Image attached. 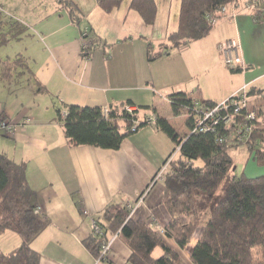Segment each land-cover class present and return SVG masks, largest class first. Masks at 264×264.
<instances>
[{"label":"crops","instance_id":"0c3cea01","mask_svg":"<svg viewBox=\"0 0 264 264\" xmlns=\"http://www.w3.org/2000/svg\"><path fill=\"white\" fill-rule=\"evenodd\" d=\"M82 1L87 7L77 5L78 19L61 0H54L47 10L25 11L20 3L7 10L1 5L28 27L27 34L16 39L20 46L15 58H27L44 90L37 92L32 79L0 82L1 97H6L0 102V118L16 127L13 134H0V152L27 164L36 209L51 219L32 241L33 249L41 253L39 264H130L132 250L122 234L108 235L113 242L103 260L88 249L85 241L92 235L93 219L104 222L102 213L109 204L137 202L132 216L151 221L164 234L171 216L162 203L164 181L154 178L175 144L150 124L126 137L118 150L73 146L57 121V111L64 112V104L107 108L132 102L135 108L151 107L150 112L155 107L186 135L187 117L173 113L171 94L182 91L217 104L244 88L264 89V18L255 20L253 10L227 16L206 37L150 60L149 51H159L169 34L179 29L181 0H155L158 15L153 26L130 9V0L111 12L97 0ZM86 28L93 51L83 58L80 34ZM228 39L241 43L245 65L241 71L224 63L219 47ZM252 103L264 128L263 98L253 96ZM27 119L30 122L24 124ZM243 174L264 175V164L252 156ZM200 234L196 232L186 248L167 238L179 255L175 264H194L190 255ZM21 242L17 232L6 231L0 236V249L10 252ZM162 254L160 247L154 252L155 257Z\"/></svg>","mask_w":264,"mask_h":264},{"label":"trees","instance_id":"16d2710c","mask_svg":"<svg viewBox=\"0 0 264 264\" xmlns=\"http://www.w3.org/2000/svg\"><path fill=\"white\" fill-rule=\"evenodd\" d=\"M124 1L97 0V4L111 12ZM181 1L179 29L169 34L167 41L159 46V51H149L150 60L206 37L215 27L209 22L208 13L233 0ZM61 3L72 16L79 18V8L73 1L61 0ZM129 3L130 9L141 14L146 25H154L158 15L155 0H130ZM254 16L260 21L262 14L254 12ZM27 32L28 27L9 15L0 4V48L12 40L21 39ZM0 67L2 81L15 79L29 82L32 79L37 92L44 90L26 57L18 55L5 60L0 57ZM232 70L241 71L242 68ZM248 95L251 99L261 96L264 102V89L253 87L248 90ZM169 100L173 113L187 117L188 134L181 135L166 117L156 113L155 107L150 112L151 107L135 108L132 102L108 106L107 115L101 106L76 103L64 104L65 111H57V121L65 129L67 140L73 146L91 145L118 150L126 137L146 125H152L150 117L153 115L156 116L153 125L166 133L175 144V149L166 159L168 166L163 177L165 195L162 203L171 216L164 234L151 225V221L130 216L128 203H112L102 213L105 221L97 219L103 228L101 237L92 232L85 241L86 246L100 257L104 239H110L109 234L113 236L119 233L127 239L132 250L128 260L130 264H175L179 255L169 246L167 238H173L180 248H186L201 227L204 216L210 212L191 251L190 258L194 264H264V175L253 178L234 173L230 177L229 171L234 161L228 148L242 144L220 141L226 134L223 127L217 132H193L196 126L195 99L188 93L175 92L169 96ZM131 106L134 109L130 112L128 107ZM251 109L260 114L253 103ZM257 124L253 138L259 146L249 149L254 160L264 164V128L259 126V120ZM200 159L202 163L196 164ZM223 184L224 194L218 196ZM35 195L36 191L30 186L27 176V164L18 163L0 152V236L6 231H14L22 240V244L13 251L0 249V264L40 263L41 253L33 249L32 241L46 229L51 219L36 209ZM159 247L163 249V254L155 257L154 252Z\"/></svg>","mask_w":264,"mask_h":264},{"label":"built area","instance_id":"2783aa9c","mask_svg":"<svg viewBox=\"0 0 264 264\" xmlns=\"http://www.w3.org/2000/svg\"><path fill=\"white\" fill-rule=\"evenodd\" d=\"M253 10L254 12H259L264 18V6L261 2L258 3L257 0L241 1L233 0L226 5H223L216 9V11L209 12L207 18L209 22L217 25L218 21L227 16L236 17L239 13L244 11ZM256 20V18H255ZM90 32L88 28L83 30L80 34L81 39V50L83 58H88L92 53V42L89 39ZM220 53L223 56L224 63L229 68H245L243 56L240 53L241 43L228 39L220 43ZM195 103V128L193 132H217L221 127L226 131L220 141H230L231 144H246L248 148L258 147L259 144L256 143L253 136L255 134V129L258 127L259 115L257 110L251 109L252 99L248 95V89L244 88L241 92L231 95L230 98L223 102L208 105L200 101V99L193 100ZM134 109L133 106L128 107L131 112ZM105 115L108 114V108L104 109ZM156 121V116L150 117V122L154 124ZM30 122V120H25V123ZM136 126L134 130H136ZM15 125L6 120L0 119V134L4 132L5 134H13L15 132ZM167 164L163 165L157 172L154 180L163 179L165 172L167 171ZM142 196L140 197V199ZM139 199V200H140ZM138 200V201H139ZM128 208L131 210L130 216L134 215L136 208L138 206L137 202L128 203ZM153 225V223H152ZM154 226V225H153ZM92 229L95 236L102 235L101 225L97 219H93ZM160 230L163 231L162 228ZM112 239H104L101 246V256L98 257L99 260H103L110 252Z\"/></svg>","mask_w":264,"mask_h":264},{"label":"rangeland","instance_id":"374dc122","mask_svg":"<svg viewBox=\"0 0 264 264\" xmlns=\"http://www.w3.org/2000/svg\"><path fill=\"white\" fill-rule=\"evenodd\" d=\"M53 1L54 0H0V4L7 10H9L10 6L14 3H20L21 7L25 11L27 8L35 9V10H47L49 8H52L51 5L53 4ZM73 3L75 4V6L80 4L79 6L81 7V9L82 7L83 8L87 7L82 0L81 2L79 0H74ZM75 10L78 12L77 7H75ZM11 43L12 44H9V45L6 44L7 46L5 47L3 46L0 48V57L2 58V60L8 59V58H13V59L15 58L16 56L15 52L20 46V43H18L16 40H12ZM0 71H1V67H0ZM11 81H15V79ZM0 82H4L2 81L1 76H0ZM5 98L6 97H1V94H0V102L4 103L6 100ZM185 128H187L186 124H185ZM180 133H182V131H180ZM228 152L230 156H232L233 161H234L232 168L229 171V176L232 177L235 172H236L235 174L237 175L243 174L246 162L248 161V159H250L253 156L251 155V152L248 146L246 144L233 145V147L228 148ZM201 163H202L201 159L196 162V164H201ZM223 187H224V184L219 188V191L217 193L218 196H222L224 194ZM209 217H210V212H207V214L204 216L201 222V227L198 229L199 232L203 229V226L205 225ZM1 246L5 249V246L3 244Z\"/></svg>","mask_w":264,"mask_h":264}]
</instances>
